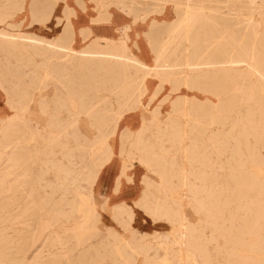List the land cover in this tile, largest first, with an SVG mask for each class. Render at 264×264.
I'll return each mask as SVG.
<instances>
[{"label":"rangeland","instance_id":"1","mask_svg":"<svg viewBox=\"0 0 264 264\" xmlns=\"http://www.w3.org/2000/svg\"><path fill=\"white\" fill-rule=\"evenodd\" d=\"M14 1L16 4L8 9V14L2 16L0 29L9 28L8 30L14 32H19L20 29L38 31L36 28L35 30L28 27L31 22L28 2L25 1V8L19 9L16 1L20 0ZM71 1L74 8L73 16L81 13V9L85 10L86 3L94 5L97 13L104 9L103 5L106 3L114 14L120 10L129 16L130 23L133 22V13L121 0ZM136 1L139 22L133 26V31L140 26L144 30L145 27L148 29L154 18L159 22H169L175 18L174 5L170 0L160 1L159 6H163V11L160 13L153 11L155 9L153 0ZM185 1L184 7L194 6L197 2H201L208 9L220 6V13L229 19L226 24L230 31L227 32L226 38L233 40L230 52L233 54L242 47L246 48L247 62L228 63L222 66L225 71L216 72L219 78L226 72L229 87L226 93L223 91L217 94V81L207 78L199 79L201 75L209 74L208 71H212L213 66L200 65L190 75H188L190 72L182 73L186 75L188 81L181 86L179 92L191 101L198 98V102L196 107L193 110L190 109L181 119L185 130V138L181 143L173 141V134H162L161 130L152 124L145 131L147 136L144 135V140L139 147H133L125 142L124 150H120L125 160L133 152L139 157L136 160L138 162L142 160V157H148L147 159L152 160V163H154L152 158L165 161L167 170L173 167L169 178L163 181V186L157 188L155 185L162 178L158 173V166L143 164L149 172L154 171L150 175H154L152 180L149 177L144 178L145 189L151 192L152 200H164L172 207L174 210L172 220L157 218L153 220L157 224L154 231L139 232L131 226L133 214L130 219L126 213L119 214L116 209L112 216L120 227L103 224L96 235L92 236L91 233L90 238H84L82 243L77 245V240L70 237V234L71 230L78 228L82 220V212H75L68 223L60 214L47 211L45 207L40 211L41 214L37 220L29 221L21 216L15 217L21 213V205L17 204L13 193L4 192L0 195L2 206L0 254L5 261H10L12 258L11 264H27V261L23 260L22 253L16 252L17 244L23 248L26 247L25 242H21L22 237L16 236L21 233L25 237H31L30 251H34L33 255L36 250L41 249L43 250L42 258L50 259L54 264H162L161 261L164 259H167L166 264H264V0ZM8 2L6 1L7 4ZM143 17L146 18L144 22L141 21ZM197 39L195 45L197 48H202L203 38L197 37ZM166 40L165 38L164 42ZM169 46L172 51L173 46L176 47L177 44L171 43ZM74 47L82 48L76 43ZM182 48L183 45L179 47V49ZM142 53L140 52L139 55ZM141 56L144 61L146 58L149 63L153 62L152 55L150 59L143 54ZM40 59V55H35V64H39ZM12 60L14 62V59ZM35 64L26 68L28 73L36 66ZM26 78L27 81L30 80ZM148 79H157L158 84L160 83L158 77ZM218 84L222 85L223 81ZM22 85L26 86L24 83ZM54 88L57 92H65V88L57 83L55 77L46 75L44 83L38 85L35 97L39 98L41 92L48 96ZM170 88L171 86L165 82L162 91L157 95V97L160 96L159 101L153 104L151 102L157 98H150L153 91L149 93L148 90L143 95L141 102L144 107L140 111L143 113L142 117L148 118V123L152 118V111L157 108L161 111L157 118L159 122L166 124L170 120L165 116L167 112L170 113L172 100L177 93L171 95L167 101H162L163 97L170 93ZM0 91L5 101V92L1 86ZM101 93L108 94V91ZM146 95L149 97L147 96L143 102ZM208 100L211 101L209 105ZM224 104L227 105L226 111L223 108ZM4 112L6 108L2 103L0 113ZM203 114H207L210 120L201 119L200 115ZM175 115L181 117V114ZM224 115V118H219ZM33 125L37 131L27 134L28 139L21 142V153L28 155L33 165V177L39 173L41 165L49 166L50 170L45 174V180L55 185L59 178L52 165L54 163L68 165L75 172L71 177L62 180L61 190H63L55 193V197L58 198L64 194L63 197L71 198L72 192L65 186L76 183L79 186L78 192L92 206L87 171L97 154L102 153L105 148L104 141L100 140L93 144L87 152L76 150L72 135L60 136L53 131L43 130L40 126L37 128L36 120L33 121ZM192 125H194L193 128H191ZM200 131L201 134H199ZM88 136L94 139L103 135H99L97 130L92 129L89 130ZM122 139L125 140L126 136L121 135V143ZM60 144H66L69 152L59 149ZM193 147L194 150H192ZM4 165L5 160L2 158L0 162L2 173L5 172ZM180 171L184 174L183 180ZM8 179L13 181L17 178L10 176ZM32 182L35 185V181ZM13 184H16L15 181ZM37 187V197L40 198L44 194V189ZM33 193L36 195V190ZM95 202L99 203V205L97 203L98 208L100 206L103 208L99 200L96 199ZM8 203L14 204L8 207ZM8 209L13 216L10 221L6 218ZM181 222L184 224H180ZM185 222L189 226L194 225L196 230H188ZM90 224H93V221ZM27 228L31 229L30 233L24 232L23 229ZM8 236L12 240L11 243H8ZM133 236L141 238L145 244L152 245L154 248L145 255L129 247L128 250L132 252L131 258L120 255V258L126 259V262H121L111 255L112 249L118 250L121 243L127 242Z\"/></svg>","mask_w":264,"mask_h":264},{"label":"bare ground","instance_id":"2","mask_svg":"<svg viewBox=\"0 0 264 264\" xmlns=\"http://www.w3.org/2000/svg\"><path fill=\"white\" fill-rule=\"evenodd\" d=\"M6 1H9V4ZM25 1L29 4L28 11L31 16L28 27L36 28L38 31L20 29L19 32H14L8 30L9 28L0 29V86L5 92L4 106L6 108V112L0 113V162L2 158L5 160V172L0 171V195L4 192L13 193L17 204L21 205L22 209L21 213L15 217L21 216L29 221L37 220L41 214L40 211L45 207L47 211L60 214L68 223L75 212H82V220L78 228L71 230L70 234V237L77 240L78 245L82 243L84 238H90L91 233L92 236L96 235L103 227L102 207L98 208V202H95L93 186L99 171L113 154L111 140L117 133L121 119L126 113L144 107L141 100L149 90L146 80L152 77H158L160 80V83L151 93V99L157 97L162 91L165 82L171 88L170 93L168 92L162 101H167L171 95L177 93L172 100L170 113L167 112V116H165L170 120L166 124L159 122L157 118L161 114L160 108L152 111L150 123L147 122L148 118L143 116L141 128L138 131L125 129L121 132V135L126 136L125 140L122 139L121 151L124 150L125 142L133 145V147H139L144 140V135H146L145 131L152 124L158 127L162 134H173V141L181 143L185 138L181 119L190 109L193 110L198 102V98L191 101L179 92L181 86L188 81L186 75H182V73L190 72L188 74L190 75L200 65L213 66L212 71H208L209 74L201 76L199 74V79L207 78L217 81V94L223 91L226 93L229 90L226 72L220 76L221 78L216 72L225 71L222 66L228 63H246L247 49L242 47L236 53L230 52L233 40L226 38L227 32L230 31L226 24L229 19L220 13V6L219 8L208 9L201 2H197L194 6L184 7L185 0H170L174 5L175 18L169 22H159L154 18L147 31H144L153 60L152 63H149L146 58L144 61L143 57L139 55L140 52L138 53V50L128 42L130 29L133 31V26L139 22L135 7L136 0H121L125 7L133 13V22L129 23V26H125L124 29L121 28L122 36L119 35V38L95 37L81 49L74 47L76 35H78L75 25L71 24L70 21L74 8L69 10L63 6L64 0H20L16 1L19 9L24 7ZM153 1L155 2L153 11L162 12L163 6H159L162 0ZM14 4H16L14 0H0V21H3L2 16L8 14V9ZM60 5L63 7V14L58 16ZM103 8L97 13L95 21L110 22L114 13L106 3ZM55 18L57 19L56 24L62 26L61 30H52ZM145 20V17L141 19L143 22ZM89 35L90 33L81 36L85 39ZM197 37L203 38L202 48H197L195 45L196 40H198ZM165 38L167 40L164 42ZM171 43L177 44L176 47L173 46L172 51L169 46ZM181 45L183 48L179 49ZM35 55L41 56L39 64H35ZM34 64L36 66L28 73L26 68ZM210 73H213L211 74L213 76ZM46 75L55 77L57 83L65 88V92H57L54 88L48 96L41 92L39 98L35 97L38 85L44 83V76L46 77ZM26 77L30 80L27 81ZM222 81L223 84L219 85L218 83ZM22 83L26 86H23ZM103 91H108V94L101 93ZM207 104H211V101L208 100ZM223 108L226 111L227 105L224 104ZM175 114H181V117ZM207 117V114L200 115L201 119L210 120ZM222 117L224 118L225 115L219 118L222 119ZM34 120L37 122V128L40 126L43 130L53 131L60 136L72 135L76 150L87 152L93 144L100 142V140L104 141L105 148L102 153L97 154L87 171L90 186L89 194L91 201H93L92 206L78 192L79 186L76 183L72 186H65L68 191L72 192L71 198L63 197L64 194L58 198L55 197V193L63 190H61L62 180L71 177L75 172L68 165L61 163L52 165L59 178L55 185H51L48 180H45V174L50 170L49 166L41 165L39 173L33 177V165L29 156L21 153V142L28 139L27 134H33L34 131H37L33 125ZM92 129L97 130L98 134L103 136L92 139L88 136L89 130ZM59 149L69 152L66 144H60ZM194 149L193 147L192 150ZM137 158L139 157L131 152L128 159L125 160L124 171H127L128 168L131 169L130 167L138 162L136 161ZM147 158L142 157L139 162L158 166V173L162 178L155 187L161 188L163 181L167 180L165 178H169L173 167L171 166L167 170L165 161L152 158L154 160L152 163V160ZM153 172L151 170L150 174L152 175ZM180 175L183 180V172L180 171ZM10 176L17 179L13 181L10 179L9 181L8 177ZM147 177L152 180L151 176L147 175ZM14 181L16 184H13ZM32 181H35V185ZM67 183L69 184V182ZM71 183L73 182L71 181ZM37 186L44 189V194L40 198L37 197ZM35 190L36 195L33 193ZM150 195L151 192L145 189L142 199L137 205L142 207L152 220L157 218L171 219L174 214L172 207L164 200H152ZM12 204L8 203V207ZM1 209L2 206L0 205V214L2 215ZM117 209L119 214L126 213L132 219L133 212L130 207L124 206ZM10 211V209L7 211V221L12 220L13 217ZM91 220L93 224H90ZM180 224L183 225L184 223L181 222ZM186 228L190 231L196 230L194 225H187ZM23 230L26 233L31 232L29 228ZM16 236H21V242L26 244L24 248L17 244L16 252L22 253L23 260L27 261V264H54L52 260L42 258L43 250L41 249L36 250L35 255L32 251V254L30 251L31 237H25L21 233ZM7 239L8 243H11L12 240L9 236ZM119 247L118 250L112 249L111 255L121 262H126V259L120 258V255L132 257V252L128 250L129 247L145 255L154 248V246L145 244L141 238L135 236L130 237L127 242L121 243ZM166 261L167 259H164L161 263L166 264ZM5 262L11 264L12 258L10 261H5L0 254V264H5Z\"/></svg>","mask_w":264,"mask_h":264},{"label":"crops","instance_id":"3","mask_svg":"<svg viewBox=\"0 0 264 264\" xmlns=\"http://www.w3.org/2000/svg\"><path fill=\"white\" fill-rule=\"evenodd\" d=\"M60 6L61 8L58 11V13L60 14L58 16L63 14V7L62 5ZM63 6H66V8L71 10V8L73 7L72 1L65 0ZM111 17L112 18L110 19V22L95 21V19L97 18V11L94 8V5L91 6L89 3H86L85 10L81 9V13H76L75 16L71 14V24H75L76 30L78 31L76 45L84 47L95 37L119 38V35L122 36V29H124L125 26H129L131 19H129V16L120 10L116 11L114 17ZM56 21L57 19L55 20V24L53 25L52 30H61L62 26L60 24L57 25ZM142 30H144V28L141 26L135 31H131V29L129 31L128 29L130 34L128 42L132 44L133 47L138 50V52H143L142 54L150 59L151 52L149 51L150 49L148 46V42L144 35V31H147V28L145 27V30L143 32ZM83 32L90 33L89 37H85L86 40L81 35L87 33ZM157 84V79H148L149 93L155 89ZM147 96L148 95L143 98V102L145 101V98ZM159 98L160 96L151 103H156L157 101H159ZM2 103H4V99L0 91V105ZM142 114L143 113L139 109L137 111L126 113L121 119L117 129V133L111 140V144L113 146V155L111 159L99 171L96 177L97 179L95 180L93 186V191L96 199L99 200L101 204L103 203V208L101 209V219L105 225L114 227L119 226L117 221L114 220L112 214L113 211H115L117 208L125 206L130 207L133 212V220L131 224L132 228L139 232H147L154 231L157 224H155L154 221L145 212V210L137 204L142 199L144 193V178L147 175L150 176L151 174L148 169L140 162H135L134 165L130 167L131 169L128 168L126 169L127 171H124L125 159L120 154L121 132L125 129L138 131L141 128ZM117 181L119 182L118 184ZM118 185L119 187L117 188ZM104 203L106 206L104 205Z\"/></svg>","mask_w":264,"mask_h":264}]
</instances>
